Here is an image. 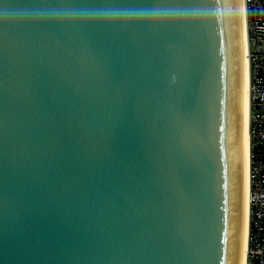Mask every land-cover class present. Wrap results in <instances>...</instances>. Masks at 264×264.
Instances as JSON below:
<instances>
[{"label": "water", "instance_id": "obj_1", "mask_svg": "<svg viewBox=\"0 0 264 264\" xmlns=\"http://www.w3.org/2000/svg\"><path fill=\"white\" fill-rule=\"evenodd\" d=\"M240 0H0V264H238Z\"/></svg>", "mask_w": 264, "mask_h": 264}, {"label": "built area", "instance_id": "obj_2", "mask_svg": "<svg viewBox=\"0 0 264 264\" xmlns=\"http://www.w3.org/2000/svg\"><path fill=\"white\" fill-rule=\"evenodd\" d=\"M249 66V228L246 264H264V0H243Z\"/></svg>", "mask_w": 264, "mask_h": 264}, {"label": "bare ground", "instance_id": "obj_3", "mask_svg": "<svg viewBox=\"0 0 264 264\" xmlns=\"http://www.w3.org/2000/svg\"><path fill=\"white\" fill-rule=\"evenodd\" d=\"M242 45H243V71H242V120L240 138V165H241V224H240V247L238 264H246L247 234L249 228V66L247 60V25L245 18V7L240 0Z\"/></svg>", "mask_w": 264, "mask_h": 264}, {"label": "flooded vegetation", "instance_id": "obj_4", "mask_svg": "<svg viewBox=\"0 0 264 264\" xmlns=\"http://www.w3.org/2000/svg\"><path fill=\"white\" fill-rule=\"evenodd\" d=\"M246 41H247V38H246Z\"/></svg>", "mask_w": 264, "mask_h": 264}]
</instances>
